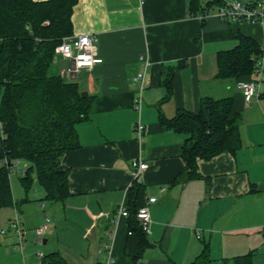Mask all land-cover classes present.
<instances>
[{"label":"crops","instance_id":"crops-1","mask_svg":"<svg viewBox=\"0 0 264 264\" xmlns=\"http://www.w3.org/2000/svg\"><path fill=\"white\" fill-rule=\"evenodd\" d=\"M72 22L74 35L97 37L103 62L70 77L92 97L89 119L76 127L80 145L63 160L70 196L45 200L35 183L30 201L2 209L0 264H38V253H58L68 264H194L206 249L200 264H236L248 254L252 264H264V55L261 75L252 77L260 79L259 96L250 102L237 81L217 78V54L237 46V32L264 46V25L213 15L202 20L190 15L187 0H80ZM68 64L55 58L50 74ZM144 68L140 92L136 76ZM168 68L172 93L162 101ZM206 97L233 98L242 147L199 159L197 179L177 180L186 170L181 151L187 135L164 128L159 116L199 112ZM137 123L145 126L143 140ZM133 159L149 165L136 183V205L157 199L149 205V246L141 253L140 236L119 215L134 186ZM26 167L20 162L12 172V189ZM17 190L16 202L25 197L23 188ZM16 215L24 231L21 243L10 228ZM36 229L44 236L43 248L33 241Z\"/></svg>","mask_w":264,"mask_h":264},{"label":"trees","instance_id":"trees-1","mask_svg":"<svg viewBox=\"0 0 264 264\" xmlns=\"http://www.w3.org/2000/svg\"><path fill=\"white\" fill-rule=\"evenodd\" d=\"M80 0H0V211L30 201L35 183L45 200L64 202L69 196L68 171L64 157L79 147L77 125L89 119L92 97L83 96L79 83L51 75L55 50L74 35L72 15ZM191 16L205 14L222 0L206 5L203 0H187ZM235 48L217 54V78L253 79L256 60L264 55L254 38L237 32ZM173 70L168 68L162 84L167 101L172 93ZM264 100V92L261 94ZM232 97H206L202 109H180L172 118L160 114L167 130L187 135L181 157L186 170L177 180L199 177L197 161L210 160L242 147L239 115L233 112ZM15 162L26 163L17 176L25 197L15 201L11 175ZM140 185L134 182L128 204V228L140 236V253L147 247L146 234L137 218ZM207 249L194 264L202 263ZM236 264H252L251 254L239 256ZM41 264H68L58 253L45 255Z\"/></svg>","mask_w":264,"mask_h":264},{"label":"built area","instance_id":"built-area-1","mask_svg":"<svg viewBox=\"0 0 264 264\" xmlns=\"http://www.w3.org/2000/svg\"><path fill=\"white\" fill-rule=\"evenodd\" d=\"M204 5L213 0H203ZM215 16L222 21L229 23H238L240 21H248L252 24L264 25V0H222L221 5H219L215 12L210 13L209 11L205 14L197 15V18L202 20L207 19L210 16ZM97 37L91 34H75L66 37L62 43L55 50V58H62L69 62V65L60 71V76L67 80L71 76L78 75L83 70L92 69L94 66L101 64L103 62L96 51ZM264 51V46H263ZM148 63L145 65L147 67ZM263 69L262 58L256 60V75H261ZM146 68L137 74L136 80L139 82V91L141 92L144 88ZM237 87L241 90L246 102L252 101L254 98L259 96L260 90V79H250L243 80L237 83ZM142 98L137 97L134 100L135 109L139 110ZM139 140H143L145 126L141 123H137L135 127ZM6 163V160L1 161L0 165ZM19 163L15 162L13 169L18 167ZM133 180L136 183L141 182L144 171L149 168V165L143 162L141 159H133L131 161ZM156 197L149 198L145 205L139 207L137 212V218L140 225L145 233L150 232V210L149 205L156 202ZM120 216L127 217L128 210L127 207L122 206L119 212ZM10 228L15 230L20 243L23 241L24 231L21 227V221L19 216L16 215L15 218L10 222ZM2 230L1 233H5ZM42 232V231H40ZM44 254L38 253V264H41ZM105 264H111L109 260ZM136 264H141L137 262Z\"/></svg>","mask_w":264,"mask_h":264},{"label":"rangeland","instance_id":"rangeland-1","mask_svg":"<svg viewBox=\"0 0 264 264\" xmlns=\"http://www.w3.org/2000/svg\"><path fill=\"white\" fill-rule=\"evenodd\" d=\"M69 65V64H68ZM60 74V73H59ZM80 77V75H78V78ZM67 80H70V78H67ZM82 85H83V83H82ZM23 164V163H22ZM13 193H14V196L15 197H18V195H17V189L19 188V189H22V186L20 185V183H19V181H18V179L15 177L14 179H13ZM34 232H35V234H34V243L36 244V245H38V246H40L41 248H43V247H45L44 245H43V239H44V236L41 234L40 235V233H38V230L36 229V230H34ZM8 264H10V263H8Z\"/></svg>","mask_w":264,"mask_h":264},{"label":"water","instance_id":"water-1","mask_svg":"<svg viewBox=\"0 0 264 264\" xmlns=\"http://www.w3.org/2000/svg\"><path fill=\"white\" fill-rule=\"evenodd\" d=\"M74 77H75V75H74ZM82 95H83V96H86V95H88V94H87V92H82Z\"/></svg>","mask_w":264,"mask_h":264}]
</instances>
